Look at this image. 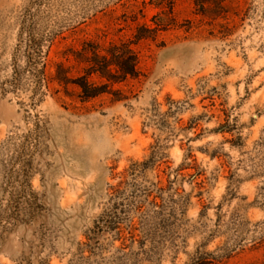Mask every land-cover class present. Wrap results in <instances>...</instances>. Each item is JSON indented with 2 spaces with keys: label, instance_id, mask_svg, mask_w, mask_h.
I'll return each mask as SVG.
<instances>
[{
  "label": "rangeland",
  "instance_id": "obj_1",
  "mask_svg": "<svg viewBox=\"0 0 264 264\" xmlns=\"http://www.w3.org/2000/svg\"><path fill=\"white\" fill-rule=\"evenodd\" d=\"M0 264H264V0H0Z\"/></svg>",
  "mask_w": 264,
  "mask_h": 264
},
{
  "label": "trees",
  "instance_id": "obj_2",
  "mask_svg": "<svg viewBox=\"0 0 264 264\" xmlns=\"http://www.w3.org/2000/svg\"><path fill=\"white\" fill-rule=\"evenodd\" d=\"M118 67H119V71L122 72L123 74L125 75H128V74H136L137 73V58L135 55H133V62H132V67L131 68H128V66H126L125 64V56L123 54V52L121 54H118ZM90 88V87H89ZM84 91H85V94L88 96V97H91V96H94L93 94H87L88 93V87L87 85L85 86L84 88Z\"/></svg>",
  "mask_w": 264,
  "mask_h": 264
}]
</instances>
